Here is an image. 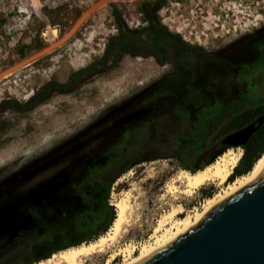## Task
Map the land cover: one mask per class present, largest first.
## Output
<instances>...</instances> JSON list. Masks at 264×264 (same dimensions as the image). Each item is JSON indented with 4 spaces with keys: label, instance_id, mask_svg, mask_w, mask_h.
Instances as JSON below:
<instances>
[{
    "label": "rangeland",
    "instance_id": "1",
    "mask_svg": "<svg viewBox=\"0 0 264 264\" xmlns=\"http://www.w3.org/2000/svg\"><path fill=\"white\" fill-rule=\"evenodd\" d=\"M140 1L0 0V100L24 101L46 81L64 82L71 72L98 59L108 37L117 32L113 7L121 12L127 26H145L147 21L138 9ZM157 16L168 30L197 46V58L158 61L146 53V48L134 47L133 51L141 50L146 55L126 51L110 68L92 73L68 90L53 92L28 111L7 109L0 113V183L11 186L15 177H22L27 170L33 172L34 165L29 162H36L39 155L68 138L109 104L131 97L148 83L167 82L178 95L181 82L191 88L221 81L229 71V104L223 98L210 108L218 116H202L200 121L186 112L182 116L164 113L151 116L143 130L130 136L133 161L111 180L106 204L115 210L113 202L124 192H132L133 203L139 208L138 222L118 246L133 244L135 254L153 242L158 220L172 206L182 204L188 212L220 191V186L210 184L199 187L193 195H173L168 192L172 180L183 170L205 167L227 147L243 152L245 142H238L242 135L235 132L250 123L258 127L264 120L263 109L250 122L230 130L229 146L221 147L225 132H217L228 117L257 104L264 108V71L241 66L244 60L253 63L264 58V46L255 52L242 50L251 48L264 35V30H257L264 25V0H166ZM233 42L237 46L233 47ZM174 135L179 137L172 139ZM79 237L80 232L66 234L53 244H68ZM52 251L56 250L43 258H50ZM107 259L108 254L98 253L82 264H122L124 258L119 254L109 263Z\"/></svg>",
    "mask_w": 264,
    "mask_h": 264
},
{
    "label": "flooded vegetation",
    "instance_id": "2",
    "mask_svg": "<svg viewBox=\"0 0 264 264\" xmlns=\"http://www.w3.org/2000/svg\"><path fill=\"white\" fill-rule=\"evenodd\" d=\"M261 27L257 29L260 32L264 25ZM232 46H237V42ZM262 46L264 35L254 41L251 48L242 50L243 53L255 52ZM231 52L236 53L234 49ZM241 66H251L252 70L258 67L257 71H264V58L253 63L244 60ZM148 84L131 97L109 104L68 138L39 155L36 162H29L34 165L33 172L27 170L22 177H15L11 186L0 183V264H33L46 256L48 252L42 253L38 248L42 243L43 229L37 216L43 213L52 217L74 215L80 212L78 201L87 200L94 204L106 201L109 184L117 171L127 168L133 161L130 136L139 129L143 130L151 116L164 113L182 116L186 112L201 121L202 116H218L214 108H210L219 104L221 99L229 104V71L221 81L211 80L191 88L181 82L178 95L167 86V82ZM224 135L221 147L229 146V129ZM175 137L179 136L174 135L172 139ZM229 149L227 147L223 152ZM183 166L192 167L189 163H183ZM21 224L24 225L19 227ZM61 246L55 245L51 249L57 252Z\"/></svg>",
    "mask_w": 264,
    "mask_h": 264
},
{
    "label": "trees",
    "instance_id": "3",
    "mask_svg": "<svg viewBox=\"0 0 264 264\" xmlns=\"http://www.w3.org/2000/svg\"><path fill=\"white\" fill-rule=\"evenodd\" d=\"M165 2L166 0H141L138 4V9L147 21V24L138 28L127 26L121 12L116 7H113L112 14L117 32L108 37L104 51L98 59L90 62L85 67L71 72L64 82L46 81L24 101H19L15 98L1 99L0 113L7 109L21 112L28 111L47 99L53 92L68 90L82 83L92 73L102 72L110 68L126 51L133 54H152L158 61H163L166 58L173 61H180L182 59L193 60V58H197V46L189 44L181 38L178 32L170 31L165 25L160 23L157 11ZM134 47H139V49L144 47L147 49V52L145 53L141 50L133 51L132 48ZM263 109L261 104L241 109L231 116L229 121H226L217 132V135L218 133L220 135L226 132L228 129L230 131L245 125L254 117L262 114ZM242 148L243 152L228 177L230 182L234 181V178L250 172L260 158L263 157L264 120L242 145ZM261 153L263 154L261 155ZM196 170L191 171L194 172ZM78 203L80 205L78 206L80 207L78 211L80 212L74 215H57L52 217L49 214L43 213V215L37 216L43 229L41 232L42 243L38 248L42 253L48 252L46 256L55 245L65 246L59 250L66 249L84 242L93 241L110 229L116 214L115 210H110L112 207L108 206L106 201L102 203L95 202L94 204V202L84 200L78 201ZM74 232H80V237L71 243L53 244L56 239Z\"/></svg>",
    "mask_w": 264,
    "mask_h": 264
},
{
    "label": "water",
    "instance_id": "4",
    "mask_svg": "<svg viewBox=\"0 0 264 264\" xmlns=\"http://www.w3.org/2000/svg\"><path fill=\"white\" fill-rule=\"evenodd\" d=\"M256 128L250 123L238 129V142H246ZM130 264H264V168L194 224Z\"/></svg>",
    "mask_w": 264,
    "mask_h": 264
},
{
    "label": "bare ground",
    "instance_id": "5",
    "mask_svg": "<svg viewBox=\"0 0 264 264\" xmlns=\"http://www.w3.org/2000/svg\"><path fill=\"white\" fill-rule=\"evenodd\" d=\"M241 154V150L235 152L233 149H229L224 154L218 155L217 159L214 158L213 160L216 159L214 162L212 160L209 162L210 164L201 169L194 172L190 170L180 172L168 185V192L173 195L178 193H184L188 196L193 195L199 187L209 186L210 184L220 186V191L208 197L200 207L195 206L188 212L185 211L182 204L172 206L158 220L152 235L153 242L143 245L138 254H135V246L133 244H127L124 247L118 246L138 222L137 214L139 208L135 207L132 192L129 190L113 202L116 216L110 229L105 234L100 235L93 241L53 252L50 258L41 259L33 264H82L85 260L91 259L92 256L98 253L108 254L107 263L119 254L124 258L122 264L132 263L170 241L184 229L194 224L211 206L254 178L264 168L263 155L250 172L243 174V176H236L237 178L230 182L228 177ZM129 173L132 174V172ZM176 183H179L180 186H177ZM115 247L118 249L113 250Z\"/></svg>",
    "mask_w": 264,
    "mask_h": 264
}]
</instances>
